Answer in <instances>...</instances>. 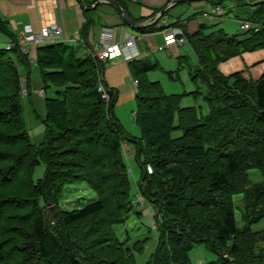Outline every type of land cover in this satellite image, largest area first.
<instances>
[{"label": "trees", "instance_id": "trees-1", "mask_svg": "<svg viewBox=\"0 0 264 264\" xmlns=\"http://www.w3.org/2000/svg\"><path fill=\"white\" fill-rule=\"evenodd\" d=\"M245 20L251 28L230 37L219 28L188 36L198 60L191 76L206 86L205 114L180 105L184 96L202 92L165 95L144 77L155 64L131 67L143 80L132 119L138 137L115 115L117 92L105 86L104 97L100 91L104 63L97 57L49 43L37 47L33 64L16 36L13 49L0 48V264H138L148 238L125 244L115 229L130 213L142 215L138 204L149 207L156 234L145 264H192L188 252L195 244L216 254L201 264H264V227L252 228L264 218V73L254 80L218 69L264 49V0ZM21 64L37 66L44 97L58 88L57 96L44 98L39 142L23 118ZM124 140L134 145L141 168L135 199ZM41 162L45 171L35 181ZM250 170L262 179L253 182ZM75 184H86L95 197L64 208V193Z\"/></svg>", "mask_w": 264, "mask_h": 264}, {"label": "crops", "instance_id": "crops-1", "mask_svg": "<svg viewBox=\"0 0 264 264\" xmlns=\"http://www.w3.org/2000/svg\"><path fill=\"white\" fill-rule=\"evenodd\" d=\"M113 1L117 2L120 7L111 3L110 0H0V19L4 22L3 27L7 29V31L0 29V48H6L8 43L16 42L14 41L16 37H21L20 45L26 43L31 34V32L25 31L26 27H30L32 32L39 33L51 25L61 26L64 35L68 37L67 41H74V39L79 38L76 43L86 47L87 50L82 52L83 56L92 55L93 51H100L109 43L121 44L129 36L135 35L137 36L135 42L130 47H124L127 55L135 54L133 57L125 60L127 55L122 54L108 61H103L104 69L100 72L103 84L118 94L120 90L126 91L127 88L131 87L137 90L141 76L133 74L131 67L134 64L146 62L155 64L156 68L157 62H159L157 59H155L156 62L146 61L150 54L164 51V55L178 57L185 50L182 48L184 43L189 44L187 40L189 35L195 34L199 29L203 33L214 31L216 29H211L213 26L222 25L223 22L231 18L245 20L254 5L262 0H236V2L233 0H188L178 3H187L188 12L184 15L186 17H176L172 20L167 16H169L168 13L175 10L177 5H172L173 0ZM232 2L235 5H232ZM224 5L228 6L230 13H232L231 6H235L232 17L225 13ZM216 8H220V14L213 11ZM162 10L161 14L160 11ZM123 12L128 19L135 23L145 24L144 28H153L145 32L140 31V28H136L124 20ZM202 26L207 27L202 29ZM172 28H179L185 41L164 45L163 34ZM219 29L228 37L239 33L229 35L224 29ZM22 31L27 35V38L25 37L27 40L22 39ZM39 46H29L34 59H36L37 47ZM13 58L16 57L13 56ZM218 67L224 75L241 72L244 78L251 77L256 80L264 73V49L244 52L221 62ZM20 68L27 69L25 72H21V81H25L24 77L27 78V76L29 77L28 82L32 81L31 70L23 64L20 65ZM133 80H137L136 86H133ZM40 87L35 89L39 88L37 90L39 91ZM130 155L133 154L125 156Z\"/></svg>", "mask_w": 264, "mask_h": 264}, {"label": "rangeland", "instance_id": "rangeland-1", "mask_svg": "<svg viewBox=\"0 0 264 264\" xmlns=\"http://www.w3.org/2000/svg\"><path fill=\"white\" fill-rule=\"evenodd\" d=\"M232 5L235 3L232 2ZM245 6V5H244ZM186 4H177L175 6V10L168 13L167 16L169 19L176 17H183L187 14L188 10L186 9ZM235 6H231L232 13L229 12L228 6L224 5L225 13L228 15H234L233 8ZM177 12V14H174ZM186 17V16H184ZM243 20V19H242ZM239 18H231L223 22L222 25H215L211 29H218L222 28L225 30L226 34H234L236 32L243 31L240 29V23L242 21ZM224 26V27H222ZM76 41L69 40L65 44L69 46H73L78 51L79 56H83L82 52L86 51V47L83 44L76 43ZM1 47V46H0ZM185 50L182 54L178 57L175 56H167L164 55V51H157L154 54H150L147 57L146 61L156 62L157 59V67L149 70L145 73L144 77L147 81L150 82H157L160 86L162 92L165 95L171 94H182L184 92H191L194 90H198L202 92V94H198L196 97L192 96H184L180 103L181 106H195L197 107L198 111L205 114L208 112V106L206 101L203 99V93H205L206 86L201 82L199 78H193L191 76L190 71L197 67L196 64V56L191 48L190 44H185L182 46ZM219 66V65H218ZM21 72H25L27 69L20 68ZM219 69V67H218ZM31 79L28 83L30 86V90H28L27 94H23L21 97V104H22V111H23V118L27 124V127L31 130V134L34 137L36 142H39L43 139V132L45 129V123H43V119L46 115V100L44 98H54L57 96L56 90L58 89L55 86H51L47 89L46 96L44 97L41 87H43V83L41 81L40 72L37 69V66H32L31 69ZM105 70H107L105 68ZM170 74V75H169ZM134 77V76H133ZM25 81L22 83V88L25 86V83L28 82V78H25ZM23 80V79H22ZM140 80V86L143 85L142 77ZM134 80L132 81L133 84ZM137 85V84H136ZM135 85V86H136ZM27 86V84H26ZM38 86L40 90L37 91ZM134 86V85H133ZM28 88V86H27ZM136 90L135 88H127L126 91L120 90L118 96L116 95L115 104H114V111L115 115L118 118L119 122L124 127V130L130 134L131 136H140V130L136 123H134L133 113L136 110ZM139 93V92H138ZM142 93V92H141ZM21 94V95H22ZM201 95V96H200ZM180 131L176 130L172 133V135H179ZM128 154H135V147L134 145L124 140V156ZM126 162L129 168V178L131 182V194L135 199V195L137 193V180L140 177L141 168L137 164V161L133 155L126 156ZM45 171V164L41 162L35 171L34 180L37 181L41 178ZM248 176L253 182H258L262 179V176L256 170L248 171ZM95 197L94 192L89 190L86 187V184L82 185H72L67 191L64 193V201H62V206L64 208L70 209L75 205H81L82 203L87 202L90 199ZM138 200L140 197L138 196ZM239 201L235 200V204H238ZM136 210H142V215L137 217L135 213H130L126 220L121 224L115 227L116 231L118 232V236L120 239L124 241L125 244H130L134 240L139 238H148V244L144 252L137 255V262L138 264H145V260L153 250L156 244V234L155 231L151 228L152 221V212L150 211L149 207L142 206L141 204L135 205ZM235 216L237 220V225L241 227L243 222L240 218L239 209H236ZM154 227V225H153ZM264 227V218L260 220L258 223H254L252 228L254 230H258ZM80 227H77L75 231L78 234ZM73 232V231H72ZM190 261L192 264H201L205 261L214 260L216 258V254L211 250L205 248L203 244H195L188 252Z\"/></svg>", "mask_w": 264, "mask_h": 264}, {"label": "built area", "instance_id": "built-area-1", "mask_svg": "<svg viewBox=\"0 0 264 264\" xmlns=\"http://www.w3.org/2000/svg\"><path fill=\"white\" fill-rule=\"evenodd\" d=\"M213 11L216 12L217 14H220L221 12L220 8H216ZM251 26H252L251 23L247 20H242L240 23V29L243 31L248 30L249 28H251ZM25 31L31 32V34H30V38L28 39V41L22 44L23 45L22 50L23 51L25 50L28 53L30 61L33 64H36V61L31 54V48L29 46L32 47L34 45L37 46V45H41L45 43H64L67 41V38H68L67 36L64 35V30L59 25H51L49 27H45L43 31L39 33L32 32L30 27H26ZM21 34H22V39L27 40L26 39L27 35L24 34V31H22ZM136 37L137 36L135 35H131L121 44H110V43L106 44L102 50L93 51L92 55L104 62L115 58L117 55L119 56L122 54L127 55V52L124 50V47H130V45H132L135 42ZM20 40H21V37L18 38L19 43H20ZM74 41H79V38L74 39ZM183 41H185V38L182 36V32L179 28L168 29L167 32L163 34V44L164 45H170L176 42H183ZM15 45H16V42H10L6 45V48L13 49ZM134 55H135L134 53H130L129 55L126 56L125 60L133 57ZM136 84H137V80H134L133 85L135 86ZM99 85L101 87L100 91L103 92V96L108 97L109 94L107 93V90L103 82L102 83L100 82ZM27 91L28 90L25 88V86H23V93H26ZM146 170L148 173H151L152 172L151 166L150 165L146 166Z\"/></svg>", "mask_w": 264, "mask_h": 264}, {"label": "water", "instance_id": "water-1", "mask_svg": "<svg viewBox=\"0 0 264 264\" xmlns=\"http://www.w3.org/2000/svg\"><path fill=\"white\" fill-rule=\"evenodd\" d=\"M186 1H188V0H173L171 3H172V5H173V4L183 3V2H186ZM110 2L113 3V4H116L117 6H119V4H118L117 2H115V1H113V0H110ZM85 5H86V4H85ZM119 7H120V6H119ZM160 12H161V14H162L163 10L160 11ZM122 14H123V18H124V20H125L128 24L133 25V26H135L136 28H144V26H146L145 24L135 23L134 21L128 19V17L124 14V12H123ZM161 14H160V15H161ZM153 24H154V22H153ZM56 214H57V213H56ZM226 260H227V258H226Z\"/></svg>", "mask_w": 264, "mask_h": 264}, {"label": "clouds", "instance_id": "clouds-1", "mask_svg": "<svg viewBox=\"0 0 264 264\" xmlns=\"http://www.w3.org/2000/svg\"><path fill=\"white\" fill-rule=\"evenodd\" d=\"M248 21V20H247ZM250 22V21H249ZM251 23V22H250ZM245 31V30H244Z\"/></svg>", "mask_w": 264, "mask_h": 264}, {"label": "bare ground", "instance_id": "bare-ground-1", "mask_svg": "<svg viewBox=\"0 0 264 264\" xmlns=\"http://www.w3.org/2000/svg\"><path fill=\"white\" fill-rule=\"evenodd\" d=\"M100 89H101V87H100Z\"/></svg>", "mask_w": 264, "mask_h": 264}]
</instances>
